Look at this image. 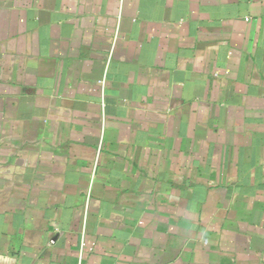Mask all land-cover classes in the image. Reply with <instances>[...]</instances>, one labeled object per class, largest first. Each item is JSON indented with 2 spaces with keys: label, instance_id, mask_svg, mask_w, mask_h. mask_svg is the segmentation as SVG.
I'll use <instances>...</instances> for the list:
<instances>
[{
  "label": "crops",
  "instance_id": "crops-1",
  "mask_svg": "<svg viewBox=\"0 0 264 264\" xmlns=\"http://www.w3.org/2000/svg\"><path fill=\"white\" fill-rule=\"evenodd\" d=\"M0 264H264V0H0Z\"/></svg>",
  "mask_w": 264,
  "mask_h": 264
}]
</instances>
